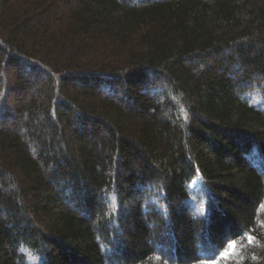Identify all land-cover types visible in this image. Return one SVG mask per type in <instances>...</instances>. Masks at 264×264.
I'll return each instance as SVG.
<instances>
[{"label":"trees","instance_id":"trees-1","mask_svg":"<svg viewBox=\"0 0 264 264\" xmlns=\"http://www.w3.org/2000/svg\"><path fill=\"white\" fill-rule=\"evenodd\" d=\"M0 264H264V0H0Z\"/></svg>","mask_w":264,"mask_h":264},{"label":"rangeland","instance_id":"rangeland-1","mask_svg":"<svg viewBox=\"0 0 264 264\" xmlns=\"http://www.w3.org/2000/svg\"><path fill=\"white\" fill-rule=\"evenodd\" d=\"M197 182V180H195L194 184Z\"/></svg>","mask_w":264,"mask_h":264},{"label":"snow or ice","instance_id":"snow-or-ice-1","mask_svg":"<svg viewBox=\"0 0 264 264\" xmlns=\"http://www.w3.org/2000/svg\"><path fill=\"white\" fill-rule=\"evenodd\" d=\"M230 239V238H229Z\"/></svg>","mask_w":264,"mask_h":264}]
</instances>
